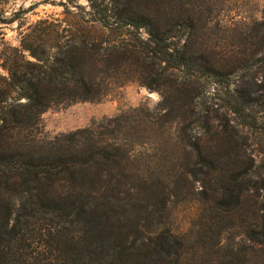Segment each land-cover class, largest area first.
Instances as JSON below:
<instances>
[{
  "label": "trees",
  "instance_id": "1",
  "mask_svg": "<svg viewBox=\"0 0 264 264\" xmlns=\"http://www.w3.org/2000/svg\"><path fill=\"white\" fill-rule=\"evenodd\" d=\"M123 1L88 0L89 18L66 10L73 22L61 34L43 21L41 33L2 51L0 264H204V245L216 257L224 232L264 246V31L254 36L251 63L222 71L190 52L193 16L151 20ZM121 29L146 37H109ZM124 66L150 90L169 83L157 118L139 108L135 119L41 136L46 110L100 101L125 81ZM201 78L222 87L217 102L234 123L210 118L192 87ZM153 123L177 125L168 142L178 140L180 163L165 174L138 164V149L151 144L138 128ZM170 198L202 212L194 242L161 230L155 209ZM242 259L238 248L223 263Z\"/></svg>",
  "mask_w": 264,
  "mask_h": 264
},
{
  "label": "rangeland",
  "instance_id": "2",
  "mask_svg": "<svg viewBox=\"0 0 264 264\" xmlns=\"http://www.w3.org/2000/svg\"><path fill=\"white\" fill-rule=\"evenodd\" d=\"M127 2L148 15L151 20L155 14L164 18L193 16L196 26L188 31L191 37L190 52L210 58L222 71L227 66L239 65L242 61L251 63L254 60L251 55L254 36H261L264 31V0H125L121 4ZM75 5L82 9L76 10ZM66 10L78 13L85 19L89 18L86 13L89 10L88 0H0V57L5 47L18 48L24 35L35 36L46 29L48 24H42L43 21L57 24L61 34L62 28L70 27L73 22L72 16L65 14ZM93 31L95 30H91L92 33ZM145 32L121 29L112 32L109 37L132 42L135 38H145ZM122 69L125 74L122 75L120 71L119 74L125 81L113 84L100 101L60 104L46 110L40 117L41 136L51 139L59 134L91 128L120 116L130 117L129 120L135 119L131 111L139 108L157 118L162 109V94L170 91L169 83L161 89L150 90L135 79L133 69L128 66ZM0 76H7L1 67V61ZM192 87L198 89L202 101L210 105L208 114L215 123L222 119L234 123L233 116L222 110L217 102L219 97H224L221 86L201 78ZM176 127L172 123L162 127L153 123L138 128L144 138H151V144L138 149V164L141 167L151 171L161 170L164 174L178 167V140L174 138L168 142V137L175 134ZM165 158L169 160L166 162ZM196 186L197 189L201 188L199 183ZM170 199L165 206L159 203L158 209H155L156 214L163 217L161 230L171 227L179 229L194 242L196 234L192 232L193 229L200 228L197 223L205 222L202 212L196 213V204L192 200ZM238 248L243 259L236 264H264V246L259 247L243 236L228 232H224L222 236L221 248L216 257L209 244L204 245L201 252L203 263L224 264V258Z\"/></svg>",
  "mask_w": 264,
  "mask_h": 264
}]
</instances>
